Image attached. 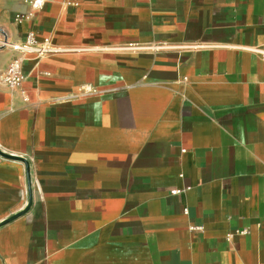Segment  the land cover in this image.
Wrapping results in <instances>:
<instances>
[{"label": "crops", "instance_id": "0c3cea01", "mask_svg": "<svg viewBox=\"0 0 264 264\" xmlns=\"http://www.w3.org/2000/svg\"><path fill=\"white\" fill-rule=\"evenodd\" d=\"M30 32L55 52L20 88L0 46L29 166L0 156V264H264V0H0V39Z\"/></svg>", "mask_w": 264, "mask_h": 264}, {"label": "built area", "instance_id": "2783aa9c", "mask_svg": "<svg viewBox=\"0 0 264 264\" xmlns=\"http://www.w3.org/2000/svg\"><path fill=\"white\" fill-rule=\"evenodd\" d=\"M24 3L32 8L33 11H42L47 4L49 3H60L66 7H76L79 5L80 0H24ZM32 17V14H23L17 16V21L21 23L23 19H29ZM7 39H0L1 48H10L15 52L21 54V57L15 59L8 67L7 71L1 76L2 82H4L8 87L12 89L20 88L24 81L26 80V75L23 70V62L25 56L32 54L36 55L38 58L43 57L48 54H52L55 50L51 47V42L49 39L44 40L43 43H40L37 39L35 33H28L26 40L22 44L11 43L6 41ZM186 49L190 50H199L206 48L207 46L200 44H188L184 46ZM164 45L155 46L153 49L159 50L163 49ZM251 52L259 55L264 59V46L263 47H254L250 49ZM88 92H96L90 87H87ZM177 191L172 192V194H177ZM239 235H246V231H239ZM232 235H229L228 238H231Z\"/></svg>", "mask_w": 264, "mask_h": 264}, {"label": "water", "instance_id": "95a60500", "mask_svg": "<svg viewBox=\"0 0 264 264\" xmlns=\"http://www.w3.org/2000/svg\"><path fill=\"white\" fill-rule=\"evenodd\" d=\"M8 41V40H6ZM0 156L3 157V158H6V159H9V160H19V161H22L26 164V161L24 159H20L18 157H15L13 155H9L7 153H4L0 150ZM26 167H27V174L29 175V166L26 164ZM25 212H22V213H19L18 215H14L13 217H11L10 219L6 220L3 225L17 219L18 217L22 216Z\"/></svg>", "mask_w": 264, "mask_h": 264}]
</instances>
